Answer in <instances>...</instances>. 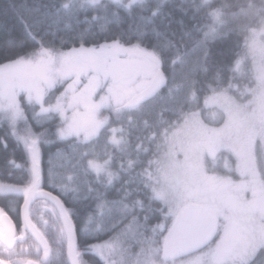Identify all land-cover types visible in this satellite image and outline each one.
Listing matches in <instances>:
<instances>
[{"label": "snow or ice", "instance_id": "snow-or-ice-1", "mask_svg": "<svg viewBox=\"0 0 264 264\" xmlns=\"http://www.w3.org/2000/svg\"><path fill=\"white\" fill-rule=\"evenodd\" d=\"M11 7L13 21L0 23V147L7 151L9 139L23 145L30 167L21 184H0L23 199L0 207V264H91L85 254L95 264H257L264 0ZM233 35L243 36L235 43L242 51L226 76L212 46ZM153 110L156 119H147ZM56 141L64 147L53 154L59 163L49 160L54 195L42 189L40 146ZM88 201L81 248L73 217ZM39 202L43 211L34 209Z\"/></svg>", "mask_w": 264, "mask_h": 264}, {"label": "trees", "instance_id": "trees-1", "mask_svg": "<svg viewBox=\"0 0 264 264\" xmlns=\"http://www.w3.org/2000/svg\"><path fill=\"white\" fill-rule=\"evenodd\" d=\"M13 3H28L31 4L32 0H0V23L7 20L9 23L13 21V18L16 15V9L11 7ZM81 18H83V13L81 14ZM17 30H19V25L17 24ZM4 39L3 34L0 33V41ZM239 41V43L243 44V36L233 35L230 38L223 40L221 42H217L213 44L212 51L214 54V59L220 62V66L225 69V75L231 76L232 73L227 71V67L231 64L232 61L236 59L235 53L237 51H242V48H236L235 43ZM195 59V57H193ZM250 65V61H249ZM179 71V69H178ZM197 79H203V73H199L196 77ZM239 83L243 85L244 81L240 80ZM171 103L170 101H159L158 108L163 107L166 104ZM202 103V100H201ZM213 109L209 108L205 110L203 116L206 123H211L212 121V113ZM167 116V114H165ZM149 120L156 119V110H153L150 114L146 116ZM22 127V125H21ZM7 131V125L0 126V135H3ZM8 150L5 151L3 147H0V180H4L5 182L10 183H22L27 179V168L30 167V162L27 159V154L23 148V145H20L19 148L15 146V142L11 139L8 141ZM64 144L62 142L56 141L53 144H41L40 152H41V175H42V187L53 191L48 187V169L50 167L49 160L50 157L53 160H57L53 155L57 148H63ZM54 157V158H52ZM15 160L17 164H21L23 168H16L11 165L8 161ZM56 162H59L58 160ZM56 164V163H52ZM119 187V184H116V188ZM56 195L57 192L53 191ZM116 195L115 189H109L108 198L112 199ZM63 199V197H62ZM89 205H93L92 201L82 202L76 205L77 215L73 217V222L76 226L77 232L79 234V230L83 227L84 219L86 212L89 209ZM66 206L72 207L71 204ZM155 223V220L152 221ZM79 237V236H78ZM101 240L107 239V236H101ZM96 242L94 240L89 239V243ZM85 238L83 236L79 237L80 246H84ZM264 259V257L257 258V264H259L260 260ZM87 260V259H86Z\"/></svg>", "mask_w": 264, "mask_h": 264}, {"label": "flooded vegetation", "instance_id": "flooded-vegetation-1", "mask_svg": "<svg viewBox=\"0 0 264 264\" xmlns=\"http://www.w3.org/2000/svg\"><path fill=\"white\" fill-rule=\"evenodd\" d=\"M0 182H4V183H8V184H13V185L20 184V183L5 182L4 180L3 181L0 180ZM42 189L50 191L49 189H47L45 187H42ZM22 204H23V199H22V197L19 194H12V193H3V192H0V207L5 208L6 211H8L9 207L15 209L17 205L22 206ZM34 209L36 211H43L42 202H39L36 205H34ZM9 216L12 218V220H13L14 223H18V220H17V212L16 211H10L9 212ZM78 236L80 237V235L77 232V239H78V243H79V237ZM53 247H55V245H53ZM83 247L81 246V248H83ZM29 258H34V257H29ZM62 259L65 262L67 260L66 246H65V255H64V257ZM84 259L85 260L87 259L86 261L91 262V264H95V261H96V258L95 257H93L91 255H88V254H85Z\"/></svg>", "mask_w": 264, "mask_h": 264}, {"label": "rangeland", "instance_id": "rangeland-1", "mask_svg": "<svg viewBox=\"0 0 264 264\" xmlns=\"http://www.w3.org/2000/svg\"><path fill=\"white\" fill-rule=\"evenodd\" d=\"M52 158H54V157H52ZM57 161V160H56ZM55 160H53L52 161V163H59V162H56ZM50 166V165H49ZM46 169H48V171H49V167H47ZM57 170H59V169H57ZM0 184H6V185H13V184H8V183H4V182H0Z\"/></svg>", "mask_w": 264, "mask_h": 264}, {"label": "water", "instance_id": "water-1", "mask_svg": "<svg viewBox=\"0 0 264 264\" xmlns=\"http://www.w3.org/2000/svg\"><path fill=\"white\" fill-rule=\"evenodd\" d=\"M43 191H46V192H47L48 190H44V189H43ZM54 195H55V194H54ZM73 223H74V222H73Z\"/></svg>", "mask_w": 264, "mask_h": 264}]
</instances>
